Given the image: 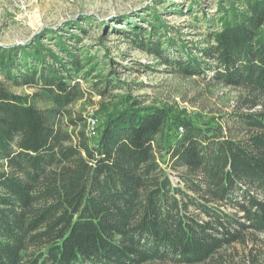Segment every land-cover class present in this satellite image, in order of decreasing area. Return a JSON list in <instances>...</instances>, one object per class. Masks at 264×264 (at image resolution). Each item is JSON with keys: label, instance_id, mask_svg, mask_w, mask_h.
<instances>
[{"label": "trees", "instance_id": "1", "mask_svg": "<svg viewBox=\"0 0 264 264\" xmlns=\"http://www.w3.org/2000/svg\"><path fill=\"white\" fill-rule=\"evenodd\" d=\"M208 21L196 54L160 22L135 41L174 73L240 90L226 125L134 99L90 138L72 106L91 58L56 29L0 47V264H205L264 232V0H220ZM102 76L106 96L119 83Z\"/></svg>", "mask_w": 264, "mask_h": 264}, {"label": "rangeland", "instance_id": "2", "mask_svg": "<svg viewBox=\"0 0 264 264\" xmlns=\"http://www.w3.org/2000/svg\"><path fill=\"white\" fill-rule=\"evenodd\" d=\"M200 1L201 5L195 0H0V47L25 45L40 32L56 29L65 35L69 48L81 57L89 56L95 69L88 81L79 79L89 91L72 107L86 121L92 114L99 119L97 134L105 111L122 108L134 99L141 106L167 108L173 115L226 125L229 113L243 104L240 90L217 84L210 71L188 77L174 73L171 65L135 41L134 31L152 38L153 24L160 22L169 36L186 43L196 54L194 48L204 42L208 20L214 19L220 0ZM213 25L217 27L216 22ZM51 36L45 33L41 37L44 46L58 52ZM18 54L22 57L20 51ZM96 74H102L104 80L112 78L119 87L100 95L92 87L101 80ZM13 91L33 94L35 89ZM205 264H264V232L232 243Z\"/></svg>", "mask_w": 264, "mask_h": 264}, {"label": "built area", "instance_id": "3", "mask_svg": "<svg viewBox=\"0 0 264 264\" xmlns=\"http://www.w3.org/2000/svg\"><path fill=\"white\" fill-rule=\"evenodd\" d=\"M99 124V119L94 116V114L90 115L89 119H87V135L88 137H94L97 134V126Z\"/></svg>", "mask_w": 264, "mask_h": 264}]
</instances>
